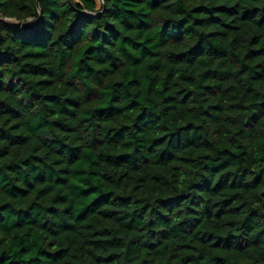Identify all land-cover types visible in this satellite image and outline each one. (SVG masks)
<instances>
[{
  "label": "clouds",
  "instance_id": "obj_1",
  "mask_svg": "<svg viewBox=\"0 0 264 264\" xmlns=\"http://www.w3.org/2000/svg\"><path fill=\"white\" fill-rule=\"evenodd\" d=\"M254 48L264 0H0V264H264Z\"/></svg>",
  "mask_w": 264,
  "mask_h": 264
},
{
  "label": "trees",
  "instance_id": "obj_2",
  "mask_svg": "<svg viewBox=\"0 0 264 264\" xmlns=\"http://www.w3.org/2000/svg\"><path fill=\"white\" fill-rule=\"evenodd\" d=\"M253 11H255V9ZM221 14H231L230 10H226L225 9V5L224 4L219 5L218 8H217V17H216L217 21L219 20V17H220ZM87 22H88V17H86V16L81 17V19H80V23L81 24H84V23H87ZM252 59L256 60V61L264 59V49L254 48L253 49ZM42 82H46V77L42 79ZM54 87H55V85L49 84V88H54ZM221 259H223V257H221ZM58 264H62V260L60 262H58Z\"/></svg>",
  "mask_w": 264,
  "mask_h": 264
}]
</instances>
